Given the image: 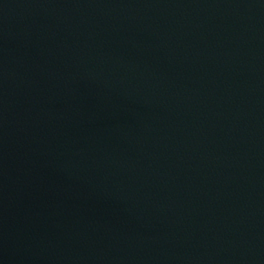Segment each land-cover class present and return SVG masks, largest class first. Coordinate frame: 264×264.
Masks as SVG:
<instances>
[{"label": "water", "instance_id": "95a60500", "mask_svg": "<svg viewBox=\"0 0 264 264\" xmlns=\"http://www.w3.org/2000/svg\"><path fill=\"white\" fill-rule=\"evenodd\" d=\"M264 264V0H223Z\"/></svg>", "mask_w": 264, "mask_h": 264}]
</instances>
